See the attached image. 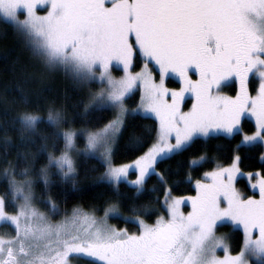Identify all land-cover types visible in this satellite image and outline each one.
Listing matches in <instances>:
<instances>
[{
  "label": "snow or ice",
  "instance_id": "1",
  "mask_svg": "<svg viewBox=\"0 0 264 264\" xmlns=\"http://www.w3.org/2000/svg\"><path fill=\"white\" fill-rule=\"evenodd\" d=\"M0 19L13 25L48 69H62L80 85L93 81L104 85L85 104L86 113L108 108L116 113L102 131L88 133L83 149L77 147L80 132L65 126L69 123L65 109L49 107L46 118L37 110L19 115L21 142L14 145L5 135V157L12 148L19 156L20 149L29 145L46 150L51 141L54 150L37 175L47 185L55 168L75 185L79 164L98 156L104 167L100 179L112 186L114 196L103 218L75 207L70 218L48 222L33 203L34 180L29 175L33 161L25 151L29 167L20 170L23 179L16 178L11 162L3 168L8 186L0 194V223L13 225L14 234H0V264H73L79 258L91 264H250V257L255 258L252 264H264V172L247 174L249 179L259 176L252 184L259 186V198L245 199L234 183L240 173L239 155L230 166L205 173L210 183L196 180L195 196L174 197L170 186L154 185L150 191H163L160 207L166 212L154 223L145 220L153 211L151 203L135 200L128 208L136 215L124 219L136 223L138 231L107 223L110 215H123L120 208L128 193L121 192L122 184L134 189L133 197L149 191L147 182L153 176L167 185L159 165L200 138L242 134L240 145L264 143V0H0ZM137 55L144 57V66L134 72ZM113 61L122 65L124 74L119 78L112 74ZM152 61L159 66L158 82L149 69ZM190 71L198 72L199 79L193 80ZM170 73L178 75L184 86L167 88L164 78ZM250 74L259 78L255 95L248 88ZM232 76L239 80V92L220 94L221 85ZM137 85L143 88L141 103L129 109L125 100ZM185 92L194 95L189 111L181 108ZM141 110L158 120L150 144L151 130L136 131V125L128 122ZM245 113L255 117L257 130L251 135L241 124ZM42 126L49 131H42ZM129 127L126 150L139 151L147 145L146 150L131 163L116 164L113 144ZM61 139L63 148L57 154ZM76 155L85 159L78 161ZM207 159V154L201 155L189 168ZM130 172L135 179H129ZM9 197L18 202L13 213L7 211ZM185 199L192 204L187 214L180 209ZM49 203V211L56 213V203ZM229 224L243 228L242 246L235 254L225 237L216 234L218 227ZM218 248L223 257L216 255Z\"/></svg>",
  "mask_w": 264,
  "mask_h": 264
},
{
  "label": "trees",
  "instance_id": "2",
  "mask_svg": "<svg viewBox=\"0 0 264 264\" xmlns=\"http://www.w3.org/2000/svg\"><path fill=\"white\" fill-rule=\"evenodd\" d=\"M142 63L141 55L134 58V69H138ZM171 83V80L168 81ZM255 81H249L250 92L255 90ZM95 88L93 85L88 88L86 84H77L72 78L65 74L62 69L48 70L45 64L26 47L23 38L17 33L10 22L0 19V194H3L8 186V181L3 175V168L7 162L15 166L18 180L24 177L20 175V170L29 167L23 158V153L28 152V159L33 161L32 171L29 173L34 180L33 195L37 205L42 209L48 208L47 201H54L58 207L57 216L69 217L75 207H80L85 211H95L98 214L104 212V208L114 196L112 186L100 177L104 172V167L99 159H89L87 163H80L76 176L75 185L71 181H66L60 175H52L50 182L45 185L43 179L37 175L39 169L48 163V152L53 151L51 141L49 148L39 150L37 145H29L26 149H20L17 155L16 148H12L9 154L3 155V139L5 135L10 138L14 145L20 144V134L18 132V117L25 110H37L45 118L49 107L63 108L66 110L68 125L73 129L93 130L106 124L113 118L111 109L89 110L85 112V104H89V89ZM233 88L230 93L235 94ZM27 98V103L23 98ZM139 101L137 92H134L126 99V104L135 106ZM130 125H136V131L151 130L148 144L155 138L156 121L150 117L136 114L128 117ZM244 132L251 134L255 127L248 119L242 120ZM7 129V132H5ZM42 131L47 132L49 128L42 126ZM132 128L129 127L123 136L117 138L113 148V160L116 164L128 163L136 159L144 149L139 151H128L125 145ZM242 134L234 136L217 135L211 139L200 138L197 143L182 154L173 157L159 165V170L168 178L167 185H161L156 176L147 182L149 191L139 197H133L134 189L126 184L120 186L121 192H127L120 211L123 216L132 215L128 204L135 200L137 204L150 202L153 211L150 216H145L147 222L153 221L157 215L163 211L160 205L163 202V191L152 192L150 189L155 185L157 189L171 187L172 195L189 196L194 194L193 182L196 179L215 168L217 165L225 166L231 163L235 155H239V168L243 172H264V147L261 143L252 145H240ZM240 145V147H237ZM63 148V140L56 144L55 151ZM207 154L208 159L198 162L189 168V163ZM84 156L77 157L78 161H83ZM189 176L191 177L189 179ZM237 186L245 195H251L245 179L239 178ZM159 196V201L156 197ZM42 198L47 201H41ZM14 201L8 198L7 211L15 212ZM56 216V217H57ZM110 217L111 223L117 227H125L129 231H138V225L131 221H126L124 217ZM11 230V228H10ZM219 231L228 233L231 242V251L236 253L242 246L243 237L240 230L234 229L231 225L218 227ZM87 260V259H83ZM91 264L90 260L86 261Z\"/></svg>",
  "mask_w": 264,
  "mask_h": 264
},
{
  "label": "rangeland",
  "instance_id": "3",
  "mask_svg": "<svg viewBox=\"0 0 264 264\" xmlns=\"http://www.w3.org/2000/svg\"><path fill=\"white\" fill-rule=\"evenodd\" d=\"M47 9L45 8V9H43V11H46ZM38 11H39V9H38ZM42 14V13H41ZM21 19H23V16L21 17ZM135 58V57H134ZM141 60H142V63H141V65H140V67L138 68V69H134V60H133V67H132V71H140L141 70V68H143V66H144V57L141 55ZM47 68V67H46ZM48 69V68H47ZM149 69L153 72V77L157 80V82L159 81V66L158 65H156L155 64V62L154 61H152V62H150L149 63ZM48 70H50V69H48ZM112 74H113V76H115L116 78H119L120 76H122L124 73H123V69H122V65H120V64H117L115 61H113V65H112ZM189 76L193 79V80H198L199 79V73L198 72H193V71H190L189 72ZM169 80H171V83H168V81ZM251 80H254L255 81V90L253 91V92H250V89H249V92H250V94H252V95H255L256 94V89L258 88V85H259V78L258 77H256L254 74H250V76H249V81H251ZM164 83H165V86L167 87V88H169V89H179V88H181V87H183L184 85H183V83H182V81H181V79L179 78V76L178 75H176V74H174V73H170L168 76H165V78H164ZM87 85V87L88 88H90L92 85L95 87V88H91V89H89V98H91V95L94 93V92H97V91H99V89L101 88V87H103L104 85H102V84H100L99 83V81H93V82H91V83H88V84H86ZM233 88H235V90H236V92H235V94L233 95V94H231L230 93V91L233 89ZM248 88H249V83H248ZM239 90H240V86H239V80H238V78H236L235 76H232V77H230V78H228V81H226V82H224L222 85H221V88L219 89V92H220V94H222V95H226V96H235L238 92H239ZM134 92H137L138 93V96H139V101H138V103L135 105V106H133V107H130V106H128L127 104V107L129 108V109H135V108H137L139 105H140V103H141V96H142V94H143V88H142V86H140V85H137V87L132 91V93L128 96V97H130ZM127 97V98H128ZM126 98V99H127ZM170 98V97H169ZM193 102H194V95L192 94V93H190V92H185V96H184V101H183V103L181 104V108H182V110L183 111H189L190 109H191V107H192V104H193ZM125 103H126V100H125ZM109 109H111V108H109ZM112 111H113V118L112 119H114V117H115V110L114 109H111ZM138 115H142V116H145L144 115V113H143V110H141L140 112H138L137 113ZM147 117H150V118H152V119H154L155 121H156V124H157V126H158V120L156 119V117L154 116V115H149V116H147ZM111 119V120H112ZM243 119H248V120H250L252 123H253V125H254V127H255V130H254V132L257 130L256 129V121H255V117L254 116H252L251 114H249V113H245V115L242 117V119H241V123H242V120ZM110 120V121H111ZM109 122H107L106 124H104V125H102L101 127H99V128H97V129H93V130H83V129H74V130H78L79 132H80V135H79V137H78V144H77V147L79 148V149H83L84 148V146H85V143H86V137H87V135H88V133L89 132H100V131H102L103 129H104V127H105V125H107ZM252 134V133H251ZM251 134H249V135H251ZM221 135H224V136H228V135H226V134H221ZM117 140V139H116ZM116 140H115V142H114V144H113V148H114V145H115V143H116ZM256 144V143H255ZM263 146H264V143H261ZM245 145H247V144H245ZM252 145V144H251ZM79 156H83V155H76V158L77 157H79ZM236 156V155H235ZM234 156V157H235ZM97 159H99V157L97 156ZM234 159V158H233ZM132 162V161H131ZM131 162H128V163H131ZM233 163V160L231 161V163H229L228 165H225V166H221V165H217L215 168H213L212 170H214V169H216L217 167H228V166H230L231 164ZM238 167H239V162H238ZM240 169V168H239ZM212 170H210V171H212ZM210 171H207V172H210ZM207 172H205V173H207ZM51 175H50V177L52 176V175H54V174H56V175H59V173L56 171V169L55 168H52L51 169ZM205 173L201 176V178H199V179H196V180H202V181H204V182H206V183H210L211 182V178L210 177H205ZM248 173H258V172H243V171H241L240 170V173H237V178H236V180L234 181V183H235V187L237 188V190L243 195V197L246 199L248 196H255L257 199L259 198V186L257 185V187L256 188H253L252 187V184L253 183H255L256 182V180H258L259 179V176H257V175H254L251 179H249V177H248ZM239 178H243V179H245L246 180V182H247V184H248V187H249V189H250V191H251V193H254V194H251V195H245L244 193H242L241 192V190L239 189V187L237 186V180L239 179ZM129 179H135V175H133V174H131V172H130V175H129ZM196 180H194V182H193V187H194V194H192V195H189V196H195L196 195V183H195V181ZM189 196H180V197H185V198H187V197H189ZM176 197V196H175ZM164 199V198H163ZM48 200V198L45 200V198H42L41 199V201H47ZM14 203V207H15V211H16V208H17V203L18 202H13ZM33 203H34V205H35V207L38 209V211H40L41 213H44L47 217H48V222H51V223H56V222H61V221H63L65 218H66V216L68 215H66V216H57V212L56 213H52V212H50L49 211V208H50V203H49V201H47V203H48V208L45 210V209H42V208H40L38 205H37V203H36V201H35V198H34V200H33ZM163 203V202H162ZM222 206H226V205H222ZM180 209H181V211L182 212H184L185 214H187L188 212H190V211H192V204H191V201L190 200H187V199H185V201L180 205ZM90 212H94V214L98 217V218H103L104 217V212L103 213H100V214H98L97 212H95V211H92V210H90ZM11 213H13V212H11ZM159 215H166V212H165V210H164V208H163V211H161L157 216H159ZM57 216V217H56ZM123 215H121L120 217H122ZM71 217V215L69 216V217H67V218H70ZM110 217H114V216H112V215H110L109 217H107V223L108 224H110V225H114V226H116L115 224H113V223H111V221L109 220L110 219ZM124 217V216H123ZM156 219V218H155ZM155 219L153 220V221H151V222H148V223H154L155 222ZM230 225V224H229ZM117 227V226H116ZM10 228H11V230H10ZM122 228H125V227H122ZM238 230H240L241 231V233H242V237L244 238V233H243V228L241 227V228H239ZM130 232H133V231H130ZM0 234H14V226L13 225H11L10 223H0ZM216 234H217V236H224L225 237V239H226V242H228L229 244H230V246H231V242H230V239H229V235H228V233H226V232H223V231H219L218 230V228H217V230H216ZM255 235H258V232H254V236ZM232 254H235V253H233L232 252ZM216 255L217 256H220V257H223L224 255H225V253H224V251H223V249L222 248H218L217 249V252H216ZM84 258H79V259H75L74 261H73V264H88L86 261L88 260H83ZM250 259V264H252V262L254 261V257H250L249 258Z\"/></svg>",
  "mask_w": 264,
  "mask_h": 264
}]
</instances>
